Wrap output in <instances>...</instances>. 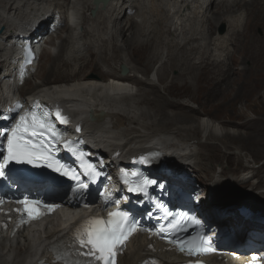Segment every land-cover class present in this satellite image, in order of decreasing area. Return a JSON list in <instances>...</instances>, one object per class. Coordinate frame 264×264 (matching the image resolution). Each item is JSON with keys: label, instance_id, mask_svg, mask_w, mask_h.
<instances>
[{"label": "bare ground", "instance_id": "obj_1", "mask_svg": "<svg viewBox=\"0 0 264 264\" xmlns=\"http://www.w3.org/2000/svg\"><path fill=\"white\" fill-rule=\"evenodd\" d=\"M61 1L63 0H0V28L2 26L6 28L0 36L16 32L19 27H25L23 24L27 21L30 23L34 18L47 19L43 10L49 4L53 3V6L60 4L64 10V4ZM129 7L137 10L134 16H129L131 13ZM72 8H78L74 16L78 18L76 21L78 23L75 26L69 24V28L77 29L79 25L86 28L82 31L77 30L69 42L65 41V35L60 37L66 28L51 38L50 45L58 39L61 42L55 44L54 51L47 47L43 52V56L48 55L53 60L51 64L49 63V75H43L41 82L34 83L35 89L30 93L33 97L42 96L39 101L48 104L56 113L59 112L71 117L73 122L81 123L83 128L76 135H73L71 130L68 135L69 141L78 136L83 140L86 136L89 140L86 147L90 151L92 147H97L98 153L102 151L120 158L117 163L120 173L123 170H129V162L134 157L137 163L146 157L147 151L157 149L160 155L162 154V160L171 164L170 172L176 169L182 172L186 170L200 177L202 175L210 177L212 182L208 185V189L212 192V200L202 193L199 210H203L204 214L210 216L213 223L230 220L231 216L219 219L217 209L222 205L226 208L221 201L233 192L243 191L244 198L251 200L253 205L259 202L264 204V189H260V185H264V179L255 185L248 183L264 171V163L260 164L259 169H256L257 166L244 169V173L238 177L231 176V166H233L231 162L228 168L221 166V169L216 171L215 164L218 161L200 146L204 144V141L201 142L197 136L202 133L207 142L211 139L225 142L251 140L243 131L228 127L230 123L235 122L234 119L224 117L225 119L218 120L212 113L215 111V106L217 108L220 103L225 102V96H228L236 81L232 58H238V62H242V67L238 70V72L241 71L240 75H248L249 70H253L252 75H264V36L257 35L254 30L259 23L264 26V0H205L203 2L201 0H110L105 8L100 5L90 26L87 25L86 12L94 8L93 0H75ZM124 16L127 17L126 23H124ZM221 21L228 25L225 34L217 33V24ZM42 25V23L39 24V30L43 29ZM239 26L241 28H238ZM34 34L40 36L41 32L36 31ZM169 42L170 46L165 56V50L160 51L159 48L162 45L166 48ZM81 43L83 48L80 50ZM65 44H67L66 49ZM235 44L238 45V49L239 47L242 49L241 54L238 49H233ZM231 48L233 53L235 52L234 56L237 53L240 56L232 57L229 51ZM152 49H155L154 54L146 65L148 67L149 63H154L152 67L156 72L154 74L157 75L156 79L154 76L153 79L146 77L148 73L144 70L148 71L147 68H139L138 64V67L132 65L135 60H140L137 57H145ZM115 52L120 55L124 52L125 56L119 55L120 64L129 66L131 75L137 72L142 75V78H131L130 75L114 73L112 66L105 62L111 61ZM93 58L94 63L96 61L103 65L102 71L107 75L85 69L91 65ZM246 59H252L255 63L247 66ZM8 61V57H5L3 52V44H0V67L7 65ZM61 62L68 66L66 70L69 72L64 71L65 66ZM39 67L32 74L35 76L28 79L24 87L32 79L41 76L42 63ZM169 68L179 69L181 77L173 75L172 80L168 81ZM108 74L112 76L106 79ZM92 76L97 77L90 78ZM53 82H59V84L51 85ZM222 83L224 86L221 87ZM244 83L245 81L237 84L238 89ZM133 84L140 88L136 90ZM160 84L163 86H159ZM5 87L6 85L0 83V103L7 101L12 93L11 89L4 90ZM218 87H220L219 90ZM23 88H20L21 92ZM160 89H163L168 96L161 94ZM177 89L191 90L189 94L204 89L209 97L203 101L205 103L202 102V110L210 109L209 116L198 120L195 111L191 109L192 106L190 108L189 104L183 103L177 97L180 95L176 92ZM241 91L232 95L233 99L239 96ZM189 98L192 99V97ZM227 108L230 109L229 106ZM227 108L225 107V111ZM183 111L185 113H182ZM152 112L154 115L151 114ZM239 112L240 110L236 112V115H239ZM149 118H154L155 121L149 122ZM238 124L243 127L241 121H238ZM170 125L172 126L168 127ZM247 125L251 127L250 123H246ZM156 126L161 127L158 129L155 128ZM70 127L73 128L72 125ZM157 137L160 141L165 137H176L187 146L183 148L184 151L171 152L158 145V141L155 140ZM166 143L170 142L167 140L164 144ZM212 144L218 151L216 144ZM194 145H197L196 149ZM187 147L195 149V152H188ZM178 153L181 155L176 156ZM146 164L147 169H153L150 160L147 159ZM158 173L161 174V172ZM162 174L165 177L168 172L163 170ZM238 174H241V171ZM218 175H230L233 179L225 183L232 187L227 188V184L221 182ZM239 183H248L247 189L256 195L239 189ZM235 185H238L237 188H233ZM198 186L202 188L201 184ZM124 187L128 189L129 185ZM64 203L63 208L40 227L20 232L14 237L6 235L0 238V264L51 262L53 257L49 247L52 241L58 239L78 220L88 215L85 210L80 212L71 210L72 201L65 199ZM251 218L259 219L257 215H252L248 219L239 217L242 233L253 226L262 227L261 222L250 220ZM150 243L152 242L143 237L133 239L125 255L121 257V264H136L151 255L145 252L146 246ZM156 250L164 259L178 262L184 260L175 253L167 251L160 244H156ZM248 253L250 251L245 254ZM215 259L219 258L215 257Z\"/></svg>", "mask_w": 264, "mask_h": 264}, {"label": "rangeland", "instance_id": "obj_2", "mask_svg": "<svg viewBox=\"0 0 264 264\" xmlns=\"http://www.w3.org/2000/svg\"><path fill=\"white\" fill-rule=\"evenodd\" d=\"M68 3H69V0H65L64 6H68ZM102 16H103V14H102ZM129 16H131V15H129ZM126 18L127 17L124 16V21H125L124 23H126V21H127V20H125ZM93 19H94V17L91 15V11L87 10L88 26L91 25ZM223 25H225V32L228 30V25L225 22L221 21L217 24V33L218 34H221V32L223 31ZM238 28H241V26H239ZM254 30H255V33L257 35H259V36L263 35L264 36V34H263L264 33V26L262 24L259 23V26L255 27ZM127 34H129V32ZM63 35L66 36L67 32L64 33ZM169 46H170V42L168 43L166 48L164 47V45H162L159 48V50L160 51L165 50V56H166L168 53L167 48H169ZM237 47H238L237 44L233 45V49H235V48L238 49ZM233 49L231 48L229 50L230 53L232 54L231 55L232 57L235 55V52L233 53ZM238 50L241 54L242 49L239 47ZM154 51H155V49L148 51L145 57H141V58L137 57L140 60L139 61L135 60L132 63V65H136V66L138 64L139 68H147L148 71H146V69L144 71L148 73V75L146 77H148V78L150 77V79H152L154 77H155V79L157 78L156 77L157 75H154V70H153L154 69L153 68L154 63H149L148 67L146 65L147 61L150 60V57L154 54ZM124 54H125L124 52L121 53V55H120V53L115 52L113 54V57H112L113 59L109 62H105V64H109L110 66H112L114 73L122 74L121 73V66L123 64H120L119 55L121 57V56H125ZM237 54H236V56H240L239 53H237ZM93 55L95 58V54H93ZM236 56H234V57H236ZM94 58L92 59L93 61H92L91 65H88L85 69L86 70L92 69V70L97 71L98 73H102L104 75H107V74L103 73L104 71H102L103 65L98 64V62H96V61L94 63ZM232 59L234 62L233 67H235L234 78H236V81L233 83V87L231 88L228 96H225V98H224L225 102L220 103L217 107L218 109L215 106L214 107L215 111L212 114L218 120L225 119L226 117L234 119V121L236 123L235 122L230 123L231 125H229L228 127L234 128V129H239V130L243 131L245 136L249 135V138H251V140L247 139L245 141L241 140V141H236V142H233V141L225 142V141H217V140L211 139L210 141L207 142V141H205L206 137H204L202 133L197 134V136L200 138L201 142L204 141V144H202L200 146L208 154H210L214 160L218 161L215 164V166H216L215 170L216 171L220 170L221 166H225L226 168H228V164L230 165L232 163L233 166H231V168H232V171H231L232 175L231 176L235 175L236 177H238L244 173V169H250V168L252 169V167H255V166H257L256 169H259V168H261L260 164L264 163V75H258V74L252 75L253 70H249L248 75H240L241 71L238 72V70L242 67V65H241L242 62L241 61L238 62V58H232ZM46 60H49V61H46ZM42 61H43V62H41L42 63V70L40 71L42 77L40 76L39 78H36V79L34 78V79H32V81H29V83L25 87V89L28 93H31L33 91V84L34 83L37 84V81H40V82L42 81L43 75H49L48 69H49L50 64L53 61L52 58L47 55V56H44ZM93 63H94V65H92ZM254 63L255 62L252 59H246V65L247 66H251ZM61 64L63 66H65L64 62H61ZM67 67L68 66L64 67L65 72H69V70L68 71L66 70ZM127 67H128V73L126 75H130L131 78H140V79L142 78V75L137 73V72H134V73H132L133 75H131V72H132L131 68L129 66H127ZM94 75H95V73H94ZM168 75H170V78L168 81H171L173 78V75L175 77L180 78L182 74L180 73L179 69L177 70V68H175V69L169 68V74ZM111 76L112 75L108 74L106 79L111 78ZM95 77H97V76H92L90 78H95ZM243 81H245V83L243 85H241V87L238 89L237 84H239ZM258 81H259V85H258ZM53 84H55V82L51 83V85H53ZM144 84H145V82H144ZM133 85L135 86V84H133ZM159 86L162 87L163 85L160 84ZM220 86L222 87V86H224V84L222 83V84H220ZM138 87H140V86H138ZM135 88H137V86ZM219 89H220V87H218V90ZM240 90H242V91L240 92L239 96H237L235 99H233L232 95L234 96L235 93H237V91H240ZM176 92L180 93V95L177 97L180 100H182L183 103L189 104L190 108L192 106L191 109L195 111L196 118H198V120H202L203 118L209 116V113H210L209 110L210 109L207 110V108H206L205 110H202V104L205 103L203 101L207 100L209 97V94H206L207 92H205L204 89H200L198 92L194 91L191 94H189V92H192V91L191 90L187 91V89H177ZM160 93L165 95V96H168L167 93L163 91V89H160ZM188 95H190L189 97H192L193 100L190 99L188 97ZM228 106L230 107V109L227 108ZM225 107L227 108L226 111H225ZM238 110H240L239 115H236V112ZM172 111H170V112H172ZM182 113H185V111H183ZM151 114L154 115V112H152ZM179 119H181V118H179ZM148 121L152 122V121H155V119L149 118ZM238 121H241L243 123V127H241V125L238 124ZM245 122L250 123L251 127L249 125L246 126ZM133 125L135 126L136 124H133ZM171 126L172 125H170L168 127H171ZM159 127H161V126H156L155 128L159 129ZM192 136H195V135H192ZM253 137H254V140H252ZM202 138H204V139H202ZM155 140L158 141V145L162 146L164 149H167L171 152H180L179 150L184 151L185 149H183V148H185L187 146L180 139H178L176 137H165L161 141H160V138L157 137ZM167 140L170 143H173L174 145H171L170 143L164 144ZM194 141H197V140H194ZM191 142H193V140ZM212 143L216 144V146L219 148L218 151ZM182 144H184V145L179 146ZM238 145H240L241 147L239 148ZM194 148L196 149L197 145H194ZM187 149H188V152H190V151L195 152V149H192L191 147H187ZM179 155H181V153H178L176 156H179ZM239 170L241 171V174H238L240 172ZM218 176L220 177L219 180L223 183H225V181H227V180L233 179L230 175H226V176L218 175ZM262 179H264V171H261L258 176L253 178L251 180V182H248V183H254L253 185H255V183H259L260 180H262ZM200 181H201L200 183H203V185H205L207 187L212 182L210 180V177L203 176V175H202ZM248 183H243V184L239 183L240 184L239 186L235 185V187L233 186V188H237V186H238V188L243 189L245 191V193H249L251 195H256L253 191H249L247 189ZM225 184H227V188L232 187L228 183H225ZM263 186L264 185L261 184L260 189H264V188H262ZM243 193H244L243 191H238V192L234 193L235 198L241 197L237 201L235 199H230L229 197L225 198V200H224L225 204L231 206L234 203L247 202V203L251 204V206H253V207H255V206L264 207V205L261 203H256L255 205H253L251 200L244 198ZM205 196L208 197V195L206 193H205ZM224 209L225 208L223 207V205L221 207H219V209H217V212H218L217 215L218 216L223 215ZM228 211H230V213H232L231 218L228 222L231 225H234L235 229H240L239 224H234V222L240 223L239 217L241 215L239 214V210L235 209L234 206H231ZM230 213H228V214L230 215ZM234 213H236V215H234ZM228 214H225L226 218H227ZM245 219H248V218H245ZM250 220L261 222L259 219H255V218L254 219L251 218Z\"/></svg>", "mask_w": 264, "mask_h": 264}, {"label": "snow or ice", "instance_id": "obj_3", "mask_svg": "<svg viewBox=\"0 0 264 264\" xmlns=\"http://www.w3.org/2000/svg\"><path fill=\"white\" fill-rule=\"evenodd\" d=\"M56 115L62 123L68 122L66 118L60 116L59 112ZM45 133L60 139V134L54 125L47 122L45 116L38 115L35 111L25 112L10 131L0 132V136H5L7 140V154L3 156L4 163L0 164V177L5 175L4 170L11 162L34 167L40 166L43 162L52 171L79 181L78 176L54 158L49 143L43 138ZM70 143L66 142V144ZM91 171L95 176H99V172ZM132 175L136 174L132 173ZM124 183L129 184L128 191L141 193L146 192L147 186L154 181L143 179L140 182L130 183L125 179ZM81 187H86V185H81ZM18 203L23 205V208L17 211L26 213L30 219L38 218L42 214L37 207L38 201L26 198ZM47 207L51 211L55 205ZM193 223L198 224L199 221H193ZM137 231L136 225L129 222L128 213L114 211L108 213L107 220L89 219L83 228L76 231L75 243L79 255L86 258L85 264H116L117 254L123 250L129 237ZM169 243L175 244L179 251L186 252L188 255L215 251L210 247L209 240L203 236L187 241L169 240Z\"/></svg>", "mask_w": 264, "mask_h": 264}, {"label": "water", "instance_id": "obj_4", "mask_svg": "<svg viewBox=\"0 0 264 264\" xmlns=\"http://www.w3.org/2000/svg\"><path fill=\"white\" fill-rule=\"evenodd\" d=\"M100 1H103V3L106 5V4L108 3L109 0H96L95 3H96V5H97V7H96V9L93 10V15H95L96 10H97V8H98V4L100 3ZM126 71H127L126 66H123V67H122V72H123V73H126Z\"/></svg>", "mask_w": 264, "mask_h": 264}]
</instances>
